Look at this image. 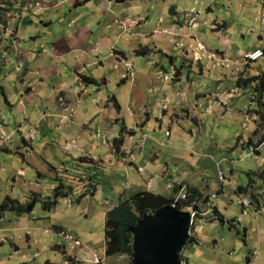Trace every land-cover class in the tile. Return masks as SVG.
<instances>
[{"label": "rangeland", "instance_id": "374dc122", "mask_svg": "<svg viewBox=\"0 0 264 264\" xmlns=\"http://www.w3.org/2000/svg\"><path fill=\"white\" fill-rule=\"evenodd\" d=\"M20 1L0 0V32L20 15ZM116 1L97 5L103 18L98 22L77 21V49L62 52V64L54 54L45 60L49 86L61 87L42 106L34 102V125L16 133L11 123L18 116L0 117V205L8 196L33 203L29 212H0V264H93L88 259L97 256L104 264H132V255H106V214L120 201L104 215L101 207L106 199L143 192L122 191L127 182L121 171L133 166L134 152V159L150 165L149 173L140 174L144 191L176 201L185 199L190 181L208 186L203 199L183 207L197 212L196 221L206 218L203 226L200 220L192 226L180 252L184 261L245 264L247 257L257 260L259 248L256 264H264V181L257 175L264 168V89L257 90L264 58H244L264 49V0ZM48 20L53 36L61 25ZM45 43L43 55H50L51 39ZM83 75L98 83L84 82ZM242 79L252 80L245 86L238 83ZM4 80L0 100L11 108ZM29 83L27 92L33 90ZM105 149L117 157L116 164L104 162L107 171L97 156ZM240 186L249 188L239 192ZM206 195H218L213 200L224 221ZM247 237L256 247L247 245Z\"/></svg>", "mask_w": 264, "mask_h": 264}, {"label": "crops", "instance_id": "0c3cea01", "mask_svg": "<svg viewBox=\"0 0 264 264\" xmlns=\"http://www.w3.org/2000/svg\"><path fill=\"white\" fill-rule=\"evenodd\" d=\"M40 1L41 3L38 4V6H35L32 0H23L20 1L21 3H17L18 4L17 7H20L22 11L16 8L15 12H19L20 15L19 16H16V14L12 15L13 18H11L9 26L6 28V30L0 32V63L1 62L3 63V66H0V77L2 79H5L4 93L5 95H7L9 102L13 105L10 108L11 105L9 106L6 102L0 100V103L2 102V104H0V117L5 116L11 120L13 116H18V119L12 121L11 123L12 126L15 125L13 127L15 128L16 133L19 126L22 128L20 129V131H23L24 128H27L30 125H34L35 122L32 121L34 117V111L31 108L32 106H34V102L36 101L35 103H38L37 105L40 104L42 106L43 103L48 102V98H49L48 95H52L53 90H56V88L61 87L56 85H53L52 87L49 86L48 77L52 75L49 74L50 70H46L47 65L45 64L46 63L45 60H49L52 54H54L55 61H59L62 64L63 61L65 60V56L62 55V52L66 50L70 51L73 49H77V29H78L77 26L80 27V24L78 25L77 21L92 24L94 22H98L99 20L103 19L99 17V13L97 12V8H98L97 5L98 6L104 5L105 0H89L87 2L85 0L82 1L40 0ZM118 2L122 3L123 1L122 2L118 1ZM85 6L88 7L87 12L81 13L77 11L78 8H82ZM30 10L31 11L35 10V11L34 13L33 12L30 13ZM93 17H96V20H94ZM49 18H51L52 21L55 20L57 25H61L60 31H56L55 35L53 36L50 34L51 25H50V21L48 20ZM65 21H69L68 25L70 27L67 28L63 27ZM82 28L84 29V32H90V30H88L87 28L85 29V25L82 26ZM72 29H75V31H71ZM21 32L25 33L24 38L21 36ZM87 35L88 34H86L85 36ZM91 35H93L92 31H91ZM88 38L89 37H87V39ZM46 39H51L50 55H43L44 53L48 52V49L45 46ZM7 58H10V60ZM41 59H42L41 64L37 65V63ZM80 66L81 65H79V67ZM75 69H77V65L76 67H74V71ZM74 71L73 73L75 74ZM62 73L63 72H60V75ZM37 74L40 76L38 77ZM30 81L33 84L32 86L33 90L27 92L26 87H29ZM35 83H37V85H34ZM8 87L10 89H8ZM22 88H24V92ZM263 100H264V94L261 95V101L263 102ZM89 102L92 103L91 99H89ZM37 105L35 107H37ZM22 116H25V118ZM54 122L55 121L53 120L50 124H53ZM0 127H1V122H0ZM23 133L21 136H23ZM251 139L253 140V138ZM97 153H98L97 156L100 157V159H102V161H99L98 164L102 165V169L104 171L108 170V167L104 165V162L107 163L110 162L116 164L117 157H115V154L111 153L110 149H105L104 151H98ZM128 154L131 153L124 152L122 155L123 157H125ZM132 155L134 158H137L136 152L132 153ZM97 156L94 155L92 157L93 159H97L96 158ZM134 158L131 161L133 163L131 165L133 166L122 168L120 175V177H123V180L125 179L127 182L126 190L125 189L122 190L123 192L126 191V194H128L131 190H134L135 192L148 190L144 188L145 186L144 176L140 174L149 173L150 165L148 162L138 161ZM156 166H158V164H156L154 167ZM166 167L169 169L170 167L169 163ZM260 169L263 170L264 168H260ZM252 173L253 171L250 169V171L248 172L249 180H251L250 177ZM152 181L157 184L161 182L160 177L157 176H153ZM198 181L199 182L202 181V183H204V178H202L201 180L198 179ZM182 182H186V181H181L179 182V184H181ZM115 183L116 185L120 184L117 183L116 180ZM190 183L193 184V187L199 189L200 192L203 189L204 191H206L205 189L206 187H208L207 185L201 184V187L203 188L201 189L197 187V185L195 184L196 182L194 180L193 182L190 181ZM169 186L171 185H168V187ZM176 186L177 185H175V187ZM100 191H97L96 196L99 194ZM114 191H116V188H114ZM151 192H155V191H151ZM160 193L161 192H159V194ZM168 196L170 197L171 195ZM216 196L206 195V198H211L212 202L215 205L214 207H216L219 214L223 216L220 207L217 205L216 201L213 200V198ZM125 197L126 195H121L116 200L109 201L106 199V201L109 202V206H107V202L104 201L101 207V214L104 215L106 208L114 206L113 204L114 202L125 199ZM201 199H203V195ZM240 216L242 217L243 215L241 214ZM241 222L239 223L241 224ZM246 241H247V245L251 249L256 247L255 244L252 243L251 238L247 237ZM256 249H257L256 255L258 260V257L260 255V250L259 248ZM257 260L252 259L250 264H256Z\"/></svg>", "mask_w": 264, "mask_h": 264}, {"label": "trees", "instance_id": "16d2710c", "mask_svg": "<svg viewBox=\"0 0 264 264\" xmlns=\"http://www.w3.org/2000/svg\"><path fill=\"white\" fill-rule=\"evenodd\" d=\"M86 2L89 0H85ZM117 1H126V0H117ZM175 10V9H174ZM148 50V49H145ZM137 51L141 55L147 54L148 51ZM261 85L257 87V90H260L261 94L264 89V75L259 77ZM84 82L97 84L98 81L92 78H87L83 75ZM252 79H242L239 84H243L245 86L251 83ZM250 143L253 140H249ZM259 178L264 181V169L257 172ZM249 186H240L238 188L239 192H243L247 190ZM179 189L178 186L175 187L174 191ZM57 192L59 190L57 189ZM65 194V193H63ZM188 201L180 200L178 204H176L177 208H182V206L187 205L193 201L198 202L202 198V193L199 189L195 187H188L187 190ZM66 195V194H65ZM256 196H254L255 198ZM173 197H166L162 194H156L151 191H143L135 194L129 199L120 200L117 206L108 210L106 214V223H105V239H106V255L114 256L119 254L132 255L133 254V233L130 230L131 225H135L139 219L147 214L155 212L157 209L167 205L173 204ZM31 202V201H30ZM33 206V203L21 204L19 201L12 199L11 197L5 198V200L0 205V212L5 211H13V212H21L26 211L29 212ZM214 212L217 215L218 220L224 221V217L219 214L216 207H214ZM60 229V227H56ZM191 241V238L189 239ZM193 242L197 243V240L194 239ZM181 261H183V256L180 255ZM251 258L247 257L245 264H250ZM188 264V262H186Z\"/></svg>", "mask_w": 264, "mask_h": 264}, {"label": "water", "instance_id": "95a60500", "mask_svg": "<svg viewBox=\"0 0 264 264\" xmlns=\"http://www.w3.org/2000/svg\"><path fill=\"white\" fill-rule=\"evenodd\" d=\"M191 214L167 204L143 215L133 233L132 264H181L180 252L189 237Z\"/></svg>", "mask_w": 264, "mask_h": 264}, {"label": "built area", "instance_id": "2783aa9c", "mask_svg": "<svg viewBox=\"0 0 264 264\" xmlns=\"http://www.w3.org/2000/svg\"><path fill=\"white\" fill-rule=\"evenodd\" d=\"M244 58L246 60H250V61H257L259 59H263L264 58V49H262V48L255 49V50H253V51L245 54V57ZM258 96L259 95H258L257 92L253 95V98H252L253 102L256 101V99L258 98ZM168 135H170V132L169 131L167 132V136ZM256 149H257V147H254V148L252 147V150H256ZM219 166H220V162H217V167L219 168ZM218 174H219V178L221 180H224L225 179V174H224V172L222 170L219 169V173ZM184 196H185V199H187V194L184 195ZM179 201L180 200H176L175 203H178ZM193 202L196 203L195 201H193ZM193 202L189 203L188 205H190V204L193 205L192 204ZM243 202L246 204V206H249V205H252L253 204L250 199H244ZM196 214H197L196 211L192 212L193 218L196 216ZM192 223L193 224L195 223V218H194V221ZM88 262L93 263V264H104L102 258H99L98 256L97 257H94L93 259H90L89 258L88 259ZM182 264H185V263L183 262Z\"/></svg>", "mask_w": 264, "mask_h": 264}, {"label": "clouds", "instance_id": "9594fccd", "mask_svg": "<svg viewBox=\"0 0 264 264\" xmlns=\"http://www.w3.org/2000/svg\"><path fill=\"white\" fill-rule=\"evenodd\" d=\"M187 190H188V189H187ZM187 195H188V194H187ZM183 200L188 201V197H187V199H183ZM179 202H180V201H179ZM179 202H178V203H179ZM195 202H196V201H195ZM178 203H175V200H174V202H173L172 205L176 206V204H178ZM196 203H197V202H196ZM188 204H189V203H188ZM188 204H187V205H188ZM187 205H184V206H187ZM184 206H182V208H180V209H183ZM176 207H177V206H176ZM183 210H184V209H183ZM213 210H214V208H213ZM189 212H190V211H189ZM190 214H191V222H190V231H191V228H192L193 225H195V223H194V224L192 223V222L194 221V218H193L191 212H190ZM199 220L201 221V226H203V225L206 223V218H203V217H202L201 219H198L197 221L195 220L196 223H197ZM190 231H189V234H190ZM197 241H198V240H197ZM183 248H184V247H183ZM183 262L186 264V261H184V260L181 261V264H182Z\"/></svg>", "mask_w": 264, "mask_h": 264}]
</instances>
